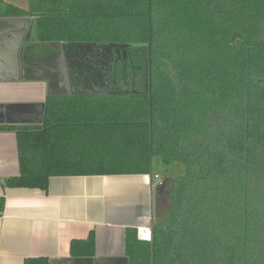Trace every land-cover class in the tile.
Masks as SVG:
<instances>
[{
    "label": "trees",
    "instance_id": "16d2710c",
    "mask_svg": "<svg viewBox=\"0 0 264 264\" xmlns=\"http://www.w3.org/2000/svg\"><path fill=\"white\" fill-rule=\"evenodd\" d=\"M32 2L42 43L128 45L127 60L112 94L50 95L41 124L0 126L16 132L20 167L4 186L159 176L171 201L151 242L127 229L128 264H264V0ZM70 253L93 257V233Z\"/></svg>",
    "mask_w": 264,
    "mask_h": 264
},
{
    "label": "crops",
    "instance_id": "0c3cea01",
    "mask_svg": "<svg viewBox=\"0 0 264 264\" xmlns=\"http://www.w3.org/2000/svg\"><path fill=\"white\" fill-rule=\"evenodd\" d=\"M33 4L0 0V126L40 124L51 95L48 80L34 77ZM8 6L27 15H12ZM19 175L16 132L0 130V264H128L127 229L155 220L152 175L53 177L47 191L4 186ZM91 233L94 256L72 257L71 242Z\"/></svg>",
    "mask_w": 264,
    "mask_h": 264
},
{
    "label": "flooded vegetation",
    "instance_id": "af4514ba",
    "mask_svg": "<svg viewBox=\"0 0 264 264\" xmlns=\"http://www.w3.org/2000/svg\"><path fill=\"white\" fill-rule=\"evenodd\" d=\"M34 30V77L45 78L53 96H98L114 83L119 63L127 60L121 48L61 44L45 53L38 51V29ZM37 41L39 43H37Z\"/></svg>",
    "mask_w": 264,
    "mask_h": 264
},
{
    "label": "water",
    "instance_id": "95a60500",
    "mask_svg": "<svg viewBox=\"0 0 264 264\" xmlns=\"http://www.w3.org/2000/svg\"><path fill=\"white\" fill-rule=\"evenodd\" d=\"M53 45L61 46V43H54ZM126 47H128V45H111L108 48H110V49H112V48L125 49ZM109 94H112V93H110L106 89H104L101 93H98L97 95L101 96V95H109ZM43 114H44V110H43ZM42 121H43V115H42L41 123H42ZM167 185H168L167 180L162 181V183L159 185L156 207H159L160 201L164 200V199H166L167 202L170 203V201H171L170 200V194L166 191ZM151 230H152V239H153V222L151 223Z\"/></svg>",
    "mask_w": 264,
    "mask_h": 264
},
{
    "label": "rangeland",
    "instance_id": "374dc122",
    "mask_svg": "<svg viewBox=\"0 0 264 264\" xmlns=\"http://www.w3.org/2000/svg\"><path fill=\"white\" fill-rule=\"evenodd\" d=\"M35 28H34V30L36 32V29ZM54 47H56V46L44 45V46H42V47L39 48V50L40 49L41 50L38 51V52L45 53L50 48H54ZM153 167H154V172H156V173L161 174V172L164 171L163 168H162V166H161V163H160L159 158L154 159V161H153ZM160 182H162V179L161 178H159V179H156L155 178L154 179V186H153V202H154L153 204H154V208H153V211H154V218H155V220L157 218V214H156L157 213L156 212V209H157L156 208L157 201H156V199H157V196H158V188H159Z\"/></svg>",
    "mask_w": 264,
    "mask_h": 264
},
{
    "label": "built area",
    "instance_id": "2783aa9c",
    "mask_svg": "<svg viewBox=\"0 0 264 264\" xmlns=\"http://www.w3.org/2000/svg\"><path fill=\"white\" fill-rule=\"evenodd\" d=\"M156 179H159V176L155 177ZM162 182H160L161 184ZM0 216H1V211H0ZM137 236L138 239L144 242H151L152 241V230H151V225L143 226V227H138L137 228Z\"/></svg>",
    "mask_w": 264,
    "mask_h": 264
}]
</instances>
